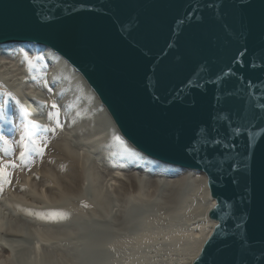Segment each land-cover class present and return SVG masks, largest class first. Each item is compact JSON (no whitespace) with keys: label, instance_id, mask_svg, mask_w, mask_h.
Instances as JSON below:
<instances>
[{"label":"water","instance_id":"1","mask_svg":"<svg viewBox=\"0 0 264 264\" xmlns=\"http://www.w3.org/2000/svg\"><path fill=\"white\" fill-rule=\"evenodd\" d=\"M22 42L75 68L141 153L206 174L218 225L194 264H264V0H0V43ZM213 126L209 172L188 147Z\"/></svg>","mask_w":264,"mask_h":264},{"label":"rangeland","instance_id":"2","mask_svg":"<svg viewBox=\"0 0 264 264\" xmlns=\"http://www.w3.org/2000/svg\"><path fill=\"white\" fill-rule=\"evenodd\" d=\"M13 64L15 65L17 73L20 74L25 72L24 62H16V60H14ZM56 76L58 78V73ZM18 79H21V77H18ZM67 84L66 82L61 86V94L58 96L59 101L52 100L54 104L57 105L55 109L52 107L53 102L51 105H48V103H44L43 100H40V102H43V104H41L43 107L53 109L50 111L51 114L47 117V121L44 122L46 133L41 135L36 134L35 136L37 139L35 136L33 138L28 127L26 130L30 131V134L25 131L24 128H26L27 125L22 128L23 131L22 129L20 130V128L19 130L16 129L17 127H22L23 123L21 122V118H24L25 114L19 113L20 109H17L20 108L19 105L15 109H11L12 98L9 97V100H7L2 94L0 95L1 109H6L4 114L10 110L8 112L9 114H5H8V117L5 116V118L9 119L8 123H6L7 128L0 131V166H3L6 171L12 174L9 177L10 183H4L2 177H0V185H2L3 188V190L0 191V225L2 224V226H0V246L3 245L4 239L7 244L14 245L19 242L18 246L21 247H18V250L12 255L14 262H11L12 264L80 263L79 258L85 256L84 250L87 251V247H83L82 243H78L81 241H77L76 239L71 243H67L65 240L56 241L57 237L55 233H58L61 228H58L57 231V228L51 224V221H46L49 222V224L44 223V225L39 226L37 223L30 224L22 222L23 219L18 218L19 216H28L29 218L35 214L44 216V214L47 215L49 212L51 216H53L52 214L64 213V211H61L64 207L63 205H66L69 211H72V209L74 210V206H78L82 208V210L83 208L85 209L83 206L84 203H79L75 198L72 200L64 199L60 192L64 189L63 186L65 185L69 173V169L65 166V161L68 162L72 160L78 172L81 175H85L86 178L92 177L90 172L98 174V190L103 189V198H107L106 200L109 203L111 202L114 205L113 202H116L114 199L116 200L119 198V193H122L123 189H125L129 195H136L139 191V180H142V202L151 206L152 204L158 205L157 209H153V207H139L136 212L132 214L130 222L128 219L127 222L130 224L127 227L128 230L125 236L128 240V244H126L125 247H120L121 249H117L118 251H116L124 258H120L122 264H130L128 258L132 253L131 248H135L138 244V238L135 236L137 234L140 236L145 233V231H141L144 227L139 224L142 222V218H147L151 223L154 225L156 224L157 227L163 228L166 226V223L171 221V219L169 220L170 217L173 218L171 223L172 226L163 231L162 236L157 238L154 243L143 247L141 249L143 255L141 254L140 258H146L148 260L146 262H141V264H177L183 254L180 240L192 234L190 231V224L194 221L195 213L191 210L190 205L184 204L179 206L176 205L177 203L174 204V202H178L181 198L187 199L192 195V192L189 189H185V187L183 188L182 184H171V182L179 179V173H176L177 175L174 178L175 173L170 175L164 174L163 176L160 173L156 174V172L144 174L138 170L134 171L128 168L127 164L119 165L118 169H115L116 166L113 164L106 165L101 153V148L103 147L101 139H104V133L102 132L103 128L95 126L97 118L91 113L92 107L88 101L82 100L81 102L80 99H72V97H70V100H63L61 95L67 91ZM39 87L40 85H37V88ZM30 91L33 95H36L35 90ZM50 92L52 93L51 88L48 89L46 97L51 96L49 95L51 94ZM74 93L75 91L71 92L73 95ZM7 101L10 102L8 105ZM45 102L47 101L45 100ZM16 110H18V112ZM10 112L12 113L10 114ZM19 114L23 116L19 117ZM49 122H54L56 126L53 132L49 129ZM18 123H20V125ZM80 124H83V129L79 128ZM5 141H7V143H5ZM54 142L55 144L57 143L55 150H57L58 155L56 157H54L51 149ZM38 145L44 149V151L39 154L37 152ZM21 153H24L23 158H21ZM116 163L120 164L118 162ZM96 165L99 167H96ZM114 170H116L115 174L112 172ZM113 177H115L113 179L115 185L107 190V179L112 181ZM132 179H135V181ZM122 183H126L127 186ZM87 186L88 184H86L85 188ZM86 195H84V199L88 201L90 198H94L93 196L89 198L92 194L86 193ZM65 201L66 204H64ZM17 202L19 204H16ZM14 203L16 204V206L14 205L15 207H13ZM55 203L56 205L53 206ZM48 204H50V206ZM84 205L89 209L90 205ZM44 209L48 210V212H44ZM90 209L89 213L93 212L92 215L95 213L99 214L98 209L92 206ZM20 210H23V212ZM34 211L38 212L34 213ZM41 211L43 212L41 213ZM69 211L66 212L67 215H71ZM115 226L118 225L115 223ZM67 227L72 228L71 226ZM19 230H22V232L19 233ZM172 236L176 237L175 241L170 240ZM38 238L43 240L48 239L45 245L42 243L44 246L40 250L39 247L38 249L32 248H37L35 243ZM50 239L51 241H49ZM147 241H150V239H147ZM27 247L32 249H29L31 253L29 250H26L28 249ZM96 247L99 253L95 252L92 255L93 259H104V257H107L113 251L110 247L103 245V242L101 246ZM127 250L130 251L129 255ZM78 251L81 253V257ZM105 253H107V255ZM8 255V252H3L0 249V264H7L6 262H8V260L5 258Z\"/></svg>","mask_w":264,"mask_h":264},{"label":"bare ground","instance_id":"3","mask_svg":"<svg viewBox=\"0 0 264 264\" xmlns=\"http://www.w3.org/2000/svg\"><path fill=\"white\" fill-rule=\"evenodd\" d=\"M14 60H16V62H24V73H17V71L15 70V65L13 64ZM28 60H31V64L28 63ZM57 73L59 75L58 78L56 76ZM18 77H21V79H18ZM66 82L68 83V89L66 92H64V94L61 95L63 97V100H70V97H72V99H80L81 102L82 100L88 101L93 108L92 109L90 107L91 113H93L97 118L95 126H97L98 128H103L102 132L104 133V139H101V142L103 144L101 153L104 157V162L106 163V165L113 164L114 166H116L115 169H118L119 165L127 164L128 168L134 171L138 170L141 173L143 172L144 174L149 172H156V174L160 173L163 176L164 174L170 175L175 173L174 178L177 175L176 173L180 174H178L180 176L179 179L176 178L177 180L171 182V184H182L183 188L185 187V189H189L192 192V195L187 199L181 198L180 200H178V202L175 201L174 204L177 203L176 205L179 206H182L184 204L190 205L191 210L195 213V218L194 221L190 224V231L192 234L180 240V245L183 248V254L181 255V258L179 259L177 264H194L218 225V221L210 217L211 211L216 206V201L213 200L211 196L212 194L209 185V179L206 174L200 172L196 173L195 171L183 169L177 166L167 165L162 162L153 160L145 154L141 153L135 146L125 141L121 137V133L117 129V126L115 125L105 106L102 105L101 101L96 96L94 90H92L88 85L87 81L65 59H63L59 54H57L50 48L44 45L34 44L30 42L0 43V95L2 94L4 98L6 97L7 100H9V97L12 98L13 101L10 99L12 101L11 109H15L19 105L20 108H17L20 109L19 113L25 114L24 118L22 117L24 114H19V117H22L21 122L23 124L20 122L22 124V127H17V130H19V128L21 130L25 125H27L24 129L28 133L31 131L33 138L36 134H45L46 129L44 126V122L47 121V117H49V115L51 114L50 111L53 108H45L41 104H43L44 102L48 103V105H51L53 102L52 100L59 101L58 96L61 94V86ZM37 85H40V87L37 88ZM49 88L52 89V93H48L51 96L46 97ZM30 90H35L36 95H33ZM72 91H75L74 95L71 94ZM8 93H11V96L7 95ZM40 100H43V102H40ZM45 100L47 102H45ZM8 103L10 102L7 101V105ZM5 110H2L0 106V131H3L7 128L6 123H8L9 120L8 118H5V116L8 117V112L10 111L9 107V111L6 112L8 113L7 115H5L6 113L4 114ZM16 111L18 112V110ZM11 113L12 112H10V114ZM20 123L18 124L20 125ZM27 127L30 131L26 130ZM55 127L56 126L54 122H49V129L51 132H53V129ZM79 128L83 129V124H80ZM117 136L121 139L117 140ZM56 147L57 143L55 144L54 142L51 148L54 157L58 155L57 150H55ZM116 162L120 164H117ZM65 166L69 169V173L67 175L68 177L65 185L63 186L64 189L63 191H60L64 199L72 200L75 198L77 201H79V203H84L90 205V207L92 206L93 208L98 209L99 214L95 213L94 215H92L93 212L89 213V211L91 210L90 207L89 209H87V206L83 204L85 209L83 208L82 210V208L78 206H72L74 208V210L72 209V211H69L66 208V205H63L64 207L61 211H64V213H59L61 215L57 216H54L53 214V216H51V213L49 212V215L44 214V216L35 214L29 218L28 216H19L18 218H22V222H27L30 224L37 223L39 226L44 225V223L49 224V222L46 221H51V224L54 225L55 228H57V231L58 228H61L58 233H55V236L57 237L56 241L65 240L67 243L73 242L74 239H76L77 241H81L78 243H82L83 247H87V251L84 250V257H81V253L78 251L80 253L79 256L81 257L79 258V264H122L120 258H124L123 256H120L116 251H118L117 249H121L120 247H125L126 244H128V240L125 236L128 230L127 227L130 224L129 222L132 214L136 212L139 207H153V209H157L158 205L152 204L151 206L142 202V180H139V191L136 195H129V193L125 189H123L122 193H119V198H117L116 200L114 199V201L116 202H113V205L111 202L109 203L106 200L107 198H103V189L98 190L99 181L97 173L95 174L94 172H90L92 177L86 178L85 175H81L78 172V169L74 165V162L72 160H69L68 162L65 161ZM96 167L99 166L96 165ZM114 171H112L113 174L116 173V170ZM114 178L115 177L112 178V181H110V179H107V190L115 185L113 182ZM132 180L135 181V179ZM86 184H88V186L85 188ZM122 184L127 186L126 183ZM86 193H89L90 195L92 194L91 196H88L89 198L93 196V199L90 198L93 201H91L90 199L89 201L84 199V195H86ZM16 204L19 203L17 202ZM16 204L14 203L13 207H15ZM64 204H66V201ZM48 205L50 206V204ZM55 205L56 203L53 204V206ZM20 211L23 212V210ZM43 211L48 212V210L46 209H44ZM43 211H41V213ZM67 211L71 212V215H67ZM35 212L38 211H34V213ZM128 219L129 222H127ZM170 219L171 221L166 223L165 227L160 228L157 227L156 224L154 225L153 223H151L149 219L142 218V222H140L139 224L144 228L146 227L145 230L144 228H142L143 230H141L142 232L145 231V233L140 236L138 234L135 236L136 238H138V244L135 248H131L132 250L128 248L132 251L130 257L128 258L130 264H141V262L148 261L146 258H140L141 254L143 255L141 249L151 243H154L157 238L162 236L163 231L169 229L172 226L171 223L173 221V218L170 217L169 220ZM115 223L118 226H115ZM151 224L153 225L150 226ZM0 226H2V224ZM67 226H71L72 228H68ZM149 226L150 229L148 230ZM20 232H22V230H19V233ZM146 238L150 239V241H147ZM170 240L175 241L176 237L172 236ZM47 241L48 239L43 240L41 238H38L37 242L35 243L37 248H32L38 249L39 247L40 250ZM49 241H51V239ZM3 242L4 243L0 246V249L3 252H8L9 255L5 258L8 260V262H6L8 264L13 262L12 255H14V252L18 250L19 242L14 245L7 244V242L5 243V239L3 240ZM102 242L103 245L110 247L113 251L111 253L108 252L110 254L107 257H104V259H93L92 255L95 252H98L96 246H101ZM42 243H44V245ZM29 249L31 248H28L26 250ZM129 252L130 251H128V255ZM105 254L107 255V253Z\"/></svg>","mask_w":264,"mask_h":264},{"label":"snow or ice","instance_id":"4","mask_svg":"<svg viewBox=\"0 0 264 264\" xmlns=\"http://www.w3.org/2000/svg\"><path fill=\"white\" fill-rule=\"evenodd\" d=\"M27 59V57H26ZM28 63L31 64V60H28ZM7 95L11 96V93H8ZM53 108H56L57 105L53 104ZM228 119L227 116L218 115L216 117V120L222 121ZM235 131H239V129H235ZM212 133H215L216 135H212ZM219 135V129L216 126H213L211 131H209L206 128H201L199 132L197 133V138L191 142V144L188 147V151L194 155V157H201L204 162V168L205 170L211 172L213 168H223L225 164V160L221 159H211L209 160L208 156L205 154L208 152V150L211 148L213 144H215L217 147H219L222 143L221 140L217 139L216 136ZM117 140H120V137H116ZM7 143V141H5ZM44 149L42 147L37 146V152L42 153ZM24 153H21V158H23ZM213 156H215V153H213ZM12 174L5 170L3 166H0V177H2L4 183H10L9 177ZM2 185H0V191H2ZM53 215H61V214H53ZM229 213L225 212L224 217L226 218Z\"/></svg>","mask_w":264,"mask_h":264}]
</instances>
